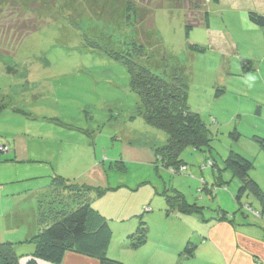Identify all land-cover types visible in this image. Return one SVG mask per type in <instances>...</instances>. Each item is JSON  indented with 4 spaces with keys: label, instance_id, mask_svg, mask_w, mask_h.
Masks as SVG:
<instances>
[{
    "label": "rangeland",
    "instance_id": "rangeland-1",
    "mask_svg": "<svg viewBox=\"0 0 264 264\" xmlns=\"http://www.w3.org/2000/svg\"><path fill=\"white\" fill-rule=\"evenodd\" d=\"M170 1L151 15L154 4L136 0L139 13L128 20L125 0H0V144L9 147L0 151V204L11 208L24 194L26 212L41 204L46 217L65 207L56 189L75 191L50 184L53 177L101 185L106 191L91 204L110 220L112 252L127 256L134 247L123 234L139 221L131 213H159L164 191L175 188L203 206L192 214L228 211L264 242L262 206L252 195L236 200L240 179L223 162L230 150L245 154L264 189V27L248 15L264 2L205 0L208 23L187 32L188 11ZM29 21L38 28L25 31ZM114 54L161 78L181 74L210 146H187L178 165L160 163L156 150L168 135L145 120L128 66ZM218 89L225 94L215 96ZM9 152L25 160L8 163Z\"/></svg>",
    "mask_w": 264,
    "mask_h": 264
},
{
    "label": "trees",
    "instance_id": "trees-1",
    "mask_svg": "<svg viewBox=\"0 0 264 264\" xmlns=\"http://www.w3.org/2000/svg\"><path fill=\"white\" fill-rule=\"evenodd\" d=\"M165 1H168V3H165ZM165 1L146 0L145 3L154 4L149 8V12L153 15L155 8L168 7L171 3L170 0ZM214 1L219 2L220 0ZM178 5H182L188 11L187 32L196 25L208 23L210 14L206 11L205 0H179ZM124 6L128 20L131 19V16L137 17L139 6L136 0H125ZM192 14L194 17L191 16ZM248 15L254 24L264 27V15L256 11H250ZM16 27L17 25L14 28L12 27L11 30L8 29V33L13 30L16 32ZM24 28L25 31L36 30L38 22L29 21ZM142 47L138 46V49L141 50ZM191 47L197 48L193 45ZM113 57L128 66L131 75L130 86L139 95L144 105L145 109L141 114L145 120L168 135L167 143L156 150L160 163L166 167L178 165L182 162V159H180L181 152L187 146H194L197 149L210 146V130L202 120L200 113L192 110L188 101V84L181 74L174 75L170 79L161 78L160 75L135 62L134 59L124 61L121 58L122 56L117 57L115 54ZM223 93V89H218L215 96L219 97ZM2 99L0 95V112L5 108ZM234 132L236 133L234 136L238 137L239 133ZM223 162L225 169L230 170L234 176L240 179V186L235 195L236 200L242 204L241 200L245 195H252L260 203L262 206L261 211L264 212V190L251 175V170L254 167L253 160L238 151L230 150ZM53 184L62 185L65 190L74 188L75 191H84V194L56 189L54 193L57 198L59 197L58 199L61 202H65L64 209H59L54 214H47L45 217L40 207L39 219L41 222L39 231L26 240L19 242H0V264H22L21 258L24 256H29L25 264H38V258L51 263L62 264L67 251L97 258L102 264H128L109 256L108 252L113 238L110 220L91 204L96 196L100 197L106 191L105 188L70 182L65 177H53ZM59 186L57 187L59 188ZM168 192L164 191L168 202L166 213L171 211L195 213L203 208V206L196 203H190L182 191L178 189L173 188L172 191ZM57 198L55 197L56 200ZM71 202L77 203L73 206ZM247 205L252 208L251 203H247ZM225 212L218 217L230 220L231 218ZM139 218L136 231L128 236L134 248L147 243L149 238L148 223L141 215H139ZM23 243L33 244V251L30 254L19 250L20 244ZM195 251V242L188 240L181 254L189 258L195 255Z\"/></svg>",
    "mask_w": 264,
    "mask_h": 264
},
{
    "label": "crops",
    "instance_id": "crops-1",
    "mask_svg": "<svg viewBox=\"0 0 264 264\" xmlns=\"http://www.w3.org/2000/svg\"><path fill=\"white\" fill-rule=\"evenodd\" d=\"M257 12L264 15V3H259ZM253 25L256 24L253 23ZM256 27L258 26L256 25ZM224 94L225 91L222 95ZM8 154L9 155L5 158L8 163H21L25 160L24 158L19 157L18 154H15V156H12L10 152ZM99 164L100 163H97L98 167L100 166ZM253 177L259 182L257 177ZM3 179L4 178L1 179L0 177V184H2ZM68 179H70V182L101 187V185H96L94 183L77 182L71 178ZM52 182L53 178L50 184ZM218 184L222 186V182ZM17 188L18 192H23V189H20V185H17ZM45 191L44 188L40 191L37 205L40 203V196L42 193H45ZM6 192L8 194L11 191ZM1 193H3V186H1ZM21 199V202L17 204L15 202L11 208L6 204H0V242H19L26 240L39 231V208L41 207V204L38 209L26 212L24 206V194H22ZM3 201L6 200L3 198L0 199V203ZM163 207H160V210H162ZM167 207L168 205L165 204L164 210H166ZM152 210L153 207L150 211H143L139 214L148 223L149 238L147 243L138 248H134L132 251L126 252L127 256H125L123 252L119 253V250L113 253L111 248H109V256L111 255L112 258L119 259L128 264H264V242L240 227L242 223L237 222L235 216H230L228 211L225 212L223 210L217 214L215 219L214 217L207 218L205 216L200 218L196 214L179 211L166 213L164 210L156 213L158 216L152 218L156 215L151 214ZM99 211L101 210L99 209ZM136 212H138L137 208H135L131 214H136L139 218V215H137ZM224 212L231 218L230 220L218 217ZM259 214L261 215L260 212ZM104 215L108 217L106 214ZM138 224L139 221L138 223L135 222L128 225L123 236H129V234L135 232ZM188 240H192L196 244L195 255L189 258L181 254V251ZM28 244L29 243L20 244L19 250L30 254L33 251V248L29 249L30 245ZM125 245H127V243H125ZM26 246L28 248H26ZM28 258L29 256L22 257L21 263L25 264ZM37 262L38 264H55L39 258L37 259ZM62 264L102 263L97 258L74 251H67Z\"/></svg>",
    "mask_w": 264,
    "mask_h": 264
},
{
    "label": "built area",
    "instance_id": "built-area-1",
    "mask_svg": "<svg viewBox=\"0 0 264 264\" xmlns=\"http://www.w3.org/2000/svg\"><path fill=\"white\" fill-rule=\"evenodd\" d=\"M9 149L8 146H6L5 144H0V151H7Z\"/></svg>",
    "mask_w": 264,
    "mask_h": 264
}]
</instances>
